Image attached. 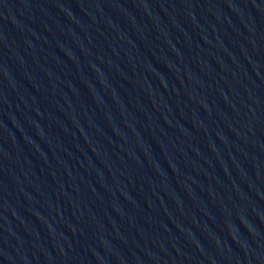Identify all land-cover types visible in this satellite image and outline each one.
Returning <instances> with one entry per match:
<instances>
[{
    "label": "water",
    "instance_id": "water-1",
    "mask_svg": "<svg viewBox=\"0 0 264 264\" xmlns=\"http://www.w3.org/2000/svg\"><path fill=\"white\" fill-rule=\"evenodd\" d=\"M0 264H264V0H0Z\"/></svg>",
    "mask_w": 264,
    "mask_h": 264
}]
</instances>
